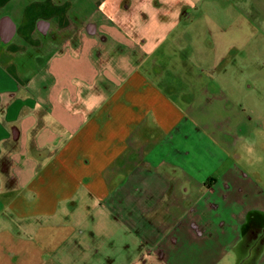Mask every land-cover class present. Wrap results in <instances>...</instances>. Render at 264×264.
<instances>
[{
  "label": "crops",
  "instance_id": "1",
  "mask_svg": "<svg viewBox=\"0 0 264 264\" xmlns=\"http://www.w3.org/2000/svg\"><path fill=\"white\" fill-rule=\"evenodd\" d=\"M198 4L0 0V264H76L77 246L84 264H184L188 249L197 251V262L264 264V243L257 242L264 200L246 172L232 166L216 180L206 176L202 197L213 195L201 213L189 226L175 213L170 224L172 213H142L156 195L135 192L142 175L99 163L115 170L110 180L100 176L101 184L88 172L93 153L77 150L91 130L107 137L105 122L141 87L150 52ZM263 171L264 164L260 177ZM148 180L158 190L160 179ZM93 186L111 213L84 214L99 222L111 216L116 232L84 219L75 224L83 214L76 213L77 197Z\"/></svg>",
  "mask_w": 264,
  "mask_h": 264
},
{
  "label": "rangeland",
  "instance_id": "2",
  "mask_svg": "<svg viewBox=\"0 0 264 264\" xmlns=\"http://www.w3.org/2000/svg\"><path fill=\"white\" fill-rule=\"evenodd\" d=\"M196 3L192 18L173 29L146 58L150 66L140 68L141 87L101 128L107 137L101 140L91 130L77 147L93 153L88 172L97 178L94 181L102 184L100 176L105 181L115 177V170L107 166L101 170L99 163L111 164L123 175L135 170L143 180L135 192L156 194L152 203H146L152 207L146 206L142 213H172L170 224L176 221L175 213H184L187 226L213 195L202 197L201 181L206 176L216 180L229 167L256 180L264 200L260 187L264 188V171L259 174L264 164V0ZM133 100L136 106L129 109ZM161 159L164 163L158 162ZM149 176L160 179L158 190ZM56 178L59 192L65 195L58 174ZM87 188L77 197L76 213L83 214L75 224L84 219L89 227L100 225L116 232L119 222L111 216L99 222L84 214L111 213L101 201L103 190L99 195L97 187ZM263 237L259 234L257 242L264 243ZM183 252L184 264H210L206 257L197 262L195 249ZM82 253L77 246L76 264H84Z\"/></svg>",
  "mask_w": 264,
  "mask_h": 264
}]
</instances>
